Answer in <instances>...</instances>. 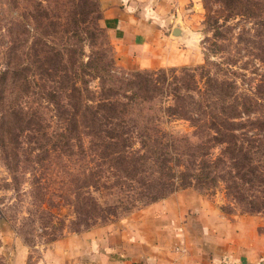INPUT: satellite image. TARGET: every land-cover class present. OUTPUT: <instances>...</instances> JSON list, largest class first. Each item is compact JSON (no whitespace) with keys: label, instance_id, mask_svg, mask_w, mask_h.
Returning a JSON list of instances; mask_svg holds the SVG:
<instances>
[{"label":"rangeland","instance_id":"1","mask_svg":"<svg viewBox=\"0 0 264 264\" xmlns=\"http://www.w3.org/2000/svg\"><path fill=\"white\" fill-rule=\"evenodd\" d=\"M200 3L199 41L190 42L199 62L146 67L147 60L159 57V47L142 48L138 59L122 53L120 41L103 24L100 0H0V264H30V256L38 257L54 241L88 230L119 251L131 242L132 251L147 256L186 252L193 264L241 253L264 256V208L238 198L223 178L202 189L178 186L156 201L132 205L124 201L134 192L123 201L116 197L127 191L112 187L119 178L103 177L93 187L76 157L52 148L66 126L65 105L93 108L124 89L139 70L177 67L176 77L167 74L168 82L184 86L196 80L201 87L210 73L236 81L237 90L254 99L262 97L264 0ZM111 67L120 82L116 88L106 75ZM155 98L163 105L174 99L167 92ZM260 101L252 119L264 115ZM163 105L153 118L165 141H201L191 120L169 115ZM219 153L216 149L213 156ZM84 197L93 213L114 206L117 213L79 215L84 205L89 208L80 205Z\"/></svg>","mask_w":264,"mask_h":264},{"label":"trees","instance_id":"2","mask_svg":"<svg viewBox=\"0 0 264 264\" xmlns=\"http://www.w3.org/2000/svg\"><path fill=\"white\" fill-rule=\"evenodd\" d=\"M169 72L175 74L174 78L178 69L135 71L129 85L93 108L65 105L64 112L69 111L66 126L57 132L52 148L63 150L69 158L76 157L93 187L101 185L103 177L119 178L112 187L127 190L123 195L116 194L119 201L134 192L124 203H151L178 186L202 189L223 178L238 198L264 208V115L250 117L259 100L264 101V93L254 99L238 91L236 81L219 79L210 73L203 79L205 87L189 79L180 86L168 82ZM113 73V67L106 70L107 78L112 80L110 88L120 83ZM159 76L161 81L157 80ZM158 92H167L174 98L173 103L156 104ZM195 92L199 94L196 96ZM162 105L169 115L191 120L201 141L192 142L188 137L165 141L153 118ZM216 149L220 153L213 156ZM36 160L42 159L38 156ZM251 189L256 193H250ZM87 199H80V205ZM98 202L95 200V204ZM86 203L89 208L84 205L77 211L79 215L107 218L117 213L116 206L113 211L97 209L93 213V205Z\"/></svg>","mask_w":264,"mask_h":264},{"label":"crops","instance_id":"3","mask_svg":"<svg viewBox=\"0 0 264 264\" xmlns=\"http://www.w3.org/2000/svg\"><path fill=\"white\" fill-rule=\"evenodd\" d=\"M200 1L100 0L103 24L120 41L122 53L138 59L143 56L139 53L142 48L156 51L159 47V57L147 60L146 67L199 62L194 61L190 42L199 41ZM99 238L93 230L69 234L45 247L38 257L30 256V264H145L148 259L152 264H193L186 252L164 251L163 254L168 255L152 253L147 256L141 251H132L131 242L126 251H119L104 238ZM261 254L263 252L226 254L197 264H264Z\"/></svg>","mask_w":264,"mask_h":264},{"label":"built area","instance_id":"4","mask_svg":"<svg viewBox=\"0 0 264 264\" xmlns=\"http://www.w3.org/2000/svg\"><path fill=\"white\" fill-rule=\"evenodd\" d=\"M134 264H142V263H134Z\"/></svg>","mask_w":264,"mask_h":264},{"label":"water","instance_id":"5","mask_svg":"<svg viewBox=\"0 0 264 264\" xmlns=\"http://www.w3.org/2000/svg\"><path fill=\"white\" fill-rule=\"evenodd\" d=\"M175 34H177V35H178V33H176V32H175ZM179 34H180V33H179Z\"/></svg>","mask_w":264,"mask_h":264}]
</instances>
